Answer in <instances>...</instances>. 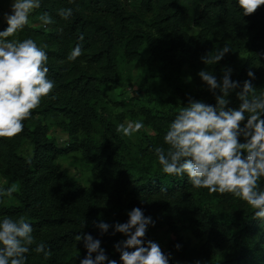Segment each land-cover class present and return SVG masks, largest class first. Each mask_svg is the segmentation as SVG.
<instances>
[{"label": "trees", "instance_id": "obj_1", "mask_svg": "<svg viewBox=\"0 0 264 264\" xmlns=\"http://www.w3.org/2000/svg\"><path fill=\"white\" fill-rule=\"evenodd\" d=\"M61 9H71V16L62 18ZM44 14L51 24L39 19ZM29 18L35 24L28 23L8 39H31L46 53L47 77L54 87L23 122L20 134L0 139V175L5 180L0 220L24 216L32 226L35 242L25 264H80L87 255L83 241L76 239L81 234L99 239L108 260L122 264L114 246L125 237L113 235L112 226L126 223L133 208L171 232L167 246L160 247L169 264H264V221L255 218L256 210L230 193L193 188L186 175L164 174L155 153L157 147L167 150L165 134L189 99L215 104L200 71L220 80L231 69V80L242 84L251 70L256 93L264 92V6L244 16L237 0H40ZM6 28L4 22L0 31ZM142 41L152 51L150 68L186 67L192 85L168 76L166 86L151 98L154 104L138 108L154 133L144 135V152L133 158L114 124L96 109L95 99L105 85L116 82L120 56L136 58ZM77 45L81 55L68 60ZM225 46L231 51L219 63L201 62L202 56L215 55ZM229 99V107H239L235 91ZM41 119L67 120L73 137L83 125L87 131L78 146L61 147ZM25 140L31 145L28 156L20 152ZM240 142H245L242 136ZM78 147L91 164L89 184L57 164L66 151ZM13 184L18 186L12 193L16 203L7 204L3 193ZM258 190H264V178ZM216 201L226 202L221 217L212 208ZM100 222L110 225L107 233L101 234L96 226ZM180 227L203 239L198 249L184 241ZM147 240L155 242L146 233ZM41 243L47 256L35 251Z\"/></svg>", "mask_w": 264, "mask_h": 264}, {"label": "clouds", "instance_id": "obj_2", "mask_svg": "<svg viewBox=\"0 0 264 264\" xmlns=\"http://www.w3.org/2000/svg\"><path fill=\"white\" fill-rule=\"evenodd\" d=\"M237 5L244 16H251L264 6V0H237ZM39 7L40 0H12L10 14H3L7 28L0 31V139L20 134L23 122L54 87L47 77L46 53L31 39H8L28 24L30 13ZM71 14V9L59 11L64 19ZM39 19L44 25L53 22L47 14ZM230 51L225 46L215 55L205 54L201 62L219 63ZM80 55L81 48L77 45L67 59L74 61ZM231 73V69H225L220 80L206 70L198 73L214 96L215 104L189 99L165 134L167 150L157 147L155 153L164 174L186 175L193 188L207 189L210 194L230 193L255 209V218L264 221V190H258V182L264 178V92L256 93L251 70L247 73L249 79L242 84L231 80ZM233 91L239 100L238 108L229 107ZM143 126L139 121L128 122L118 125L117 132L130 136ZM14 191L15 186L9 187L3 195L10 197ZM149 225L154 226L152 218L145 217L140 208H133L126 223L112 226L113 235L119 233L125 237L114 246L122 264H169L157 243L145 241ZM96 226L101 234L107 233L110 227L104 222ZM32 232L24 216L18 220L10 217L0 220V264H25V254L35 242ZM76 239L83 241L87 252L80 264H105L106 261L116 264L108 260L99 239L90 234L78 235ZM35 251L48 254L43 243Z\"/></svg>", "mask_w": 264, "mask_h": 264}, {"label": "rangeland", "instance_id": "obj_3", "mask_svg": "<svg viewBox=\"0 0 264 264\" xmlns=\"http://www.w3.org/2000/svg\"><path fill=\"white\" fill-rule=\"evenodd\" d=\"M12 0H0V27L6 22L3 19L4 13L11 11ZM29 24H35L29 18ZM152 51L148 44L144 41L141 42L138 48V56L134 59H128L125 55H121L117 61V80L115 83L105 85L96 100V109L105 115L117 128L120 124H127L128 122H142L143 128L134 132L130 136H122L127 153L133 157H139L143 154L144 143L143 138L145 134H153L154 130L150 125L143 122V115L138 110L140 106L151 107L154 104L153 97L158 96L159 88H164L167 84V77L180 76L188 86L192 85V79L188 76L186 67L181 69L174 68L170 70L169 66H158L152 64L150 68ZM167 68V69H166ZM166 69V70H165ZM166 71V72H165ZM152 74V75H151ZM150 81V84L145 82V79ZM145 82V84H143ZM150 97V98H149ZM152 98V99H151ZM128 102V105L121 104V102ZM42 123L49 126V133L55 140L58 146L67 147L78 146L77 141H81L87 131V127L83 125L78 131L76 137L70 136L68 132L69 124L67 120L64 123H58L51 119H41ZM20 152L24 155L31 153V145L28 141H24ZM57 164L69 176L75 177L82 184H89L91 182L90 162L84 158L82 149H69L64 155L58 158ZM5 185L4 178L0 175V187ZM15 186L18 191L17 184ZM7 204H15L16 199L14 196H8L6 199ZM143 206L149 205L145 202L140 203ZM226 202H214L212 205L214 214L221 217L225 214ZM179 234L184 241L188 243L189 247L198 249L203 239L196 237L188 228L180 227ZM147 235L153 239L161 248L167 246L168 239L172 237L171 232L165 225H160L158 222L149 225Z\"/></svg>", "mask_w": 264, "mask_h": 264}]
</instances>
